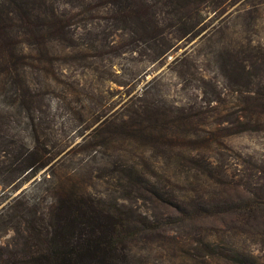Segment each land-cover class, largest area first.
Segmentation results:
<instances>
[{"label": "rangeland", "instance_id": "1", "mask_svg": "<svg viewBox=\"0 0 264 264\" xmlns=\"http://www.w3.org/2000/svg\"><path fill=\"white\" fill-rule=\"evenodd\" d=\"M140 1L137 20L110 0H46L56 23L65 20L64 35L32 54V66L21 74L30 93L42 94L44 115L35 137L45 156L53 157L40 169L17 171L18 157L35 138L10 96L0 95V253L19 258L29 245H40L52 191L74 176V185L85 186L103 206L166 225L132 244L134 264H225L204 262L192 250L193 241L216 233L220 246L246 251L264 264V228L245 229L234 211L167 226L179 215L139 201L136 184L130 187L105 169L106 161L138 162L147 151L119 138L105 143L96 133L100 122L116 127V118L139 99L195 114L200 131L227 127L219 140L235 156L231 186L264 185V0ZM157 166L164 185L173 184L167 177L186 178L185 168Z\"/></svg>", "mask_w": 264, "mask_h": 264}, {"label": "trees", "instance_id": "2", "mask_svg": "<svg viewBox=\"0 0 264 264\" xmlns=\"http://www.w3.org/2000/svg\"><path fill=\"white\" fill-rule=\"evenodd\" d=\"M110 1L111 6L124 8L140 20L136 13L139 5L144 6L142 1ZM3 2L0 5V95L7 99L10 96L9 103L25 115L35 138L31 150L18 157L17 171L40 169L52 156H45L35 137L37 124L44 115L40 109L42 94L29 92L21 72L32 66V54L40 55L47 43L64 35L65 20L56 23V15L46 0ZM139 24L145 31L146 24L142 21ZM34 61L42 64V59ZM161 108L155 102L146 105L139 99L137 104H131L127 114L116 118V127L107 129L108 123H99L96 133L104 142L119 138L130 148H144L149 154L146 159L141 158L146 161L140 158L138 162L129 158L125 162L106 161L105 169L120 175L130 187L136 184L141 195L139 201L179 215L175 220L170 219L167 226L187 225L201 217H220L234 211L244 219V226L248 227L245 229L264 228V185L248 188L239 184L231 186L229 182V163L235 161V156L228 155L231 150L219 140L220 131H227V127L200 131L195 114ZM157 165L175 171L185 168L186 178L167 177L169 182L173 179V184L164 185L163 176L157 177ZM74 179V176L66 177L55 185L38 235L40 245L35 248L29 245L19 258L14 252L0 253V264H134L129 255L132 244L154 236L166 226L156 222L154 216L140 217L130 210L103 206L99 198L86 192L85 186L74 185ZM216 237L217 233L193 241L196 258L204 262L221 259L225 264H258L246 251L220 246Z\"/></svg>", "mask_w": 264, "mask_h": 264}]
</instances>
